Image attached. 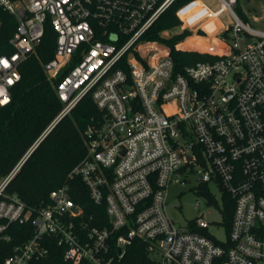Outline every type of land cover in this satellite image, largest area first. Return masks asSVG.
Listing matches in <instances>:
<instances>
[{"label":"built area","instance_id":"1","mask_svg":"<svg viewBox=\"0 0 264 264\" xmlns=\"http://www.w3.org/2000/svg\"><path fill=\"white\" fill-rule=\"evenodd\" d=\"M175 1L0 0L18 20L8 41L14 52L0 54V106L10 103L18 66L49 21L57 40L44 69L55 79L71 65L55 84L63 104L56 119L87 94L104 113L100 126L86 129L87 153L68 179L80 180L108 217L106 225L93 224L67 183L38 207L9 192L32 146L0 179V264H40L53 252L66 264H264V30L236 12L238 0H215L221 10L207 3L195 9L201 0H190L177 11L178 25L147 38ZM185 32L175 48L213 60L177 69L164 39ZM191 37H213L223 51L185 46ZM247 38L252 43L242 46ZM190 173L212 202V183L223 202L232 199L224 240L203 213L184 226L170 217L169 188Z\"/></svg>","mask_w":264,"mask_h":264},{"label":"trees","instance_id":"2","mask_svg":"<svg viewBox=\"0 0 264 264\" xmlns=\"http://www.w3.org/2000/svg\"><path fill=\"white\" fill-rule=\"evenodd\" d=\"M188 1L190 0L175 1L152 25L146 37L160 39L161 30L178 25L180 20L176 16V9ZM203 5H206V0L196 2L192 7L196 9ZM207 5L209 6L208 3ZM192 9H185L184 13H191ZM239 11L240 16L245 18L244 12ZM17 25V18L0 6V54L14 52V47L8 41L15 33ZM187 34L188 32H185L164 39L172 48L177 69L198 61L213 60L209 54L176 49L175 44ZM56 40L57 34L47 21L44 36L35 47V52L18 66L21 78L11 89L10 103L0 106V179L14 168L41 135L50 128L12 177L8 191L17 194L29 205L38 207L49 200L53 189L67 183L70 185L72 197L83 205L86 215L95 216L93 224L103 226L108 223L106 206L94 204L84 184L80 180H69L68 174L87 153L86 129L91 125L100 126L104 113L91 95L87 94L70 113L62 116L51 126L63 107L56 93L55 84L71 66L66 67L55 79L46 73L44 64L53 58ZM185 46L201 50L217 48L218 51H223L213 37L207 39L191 37L186 40ZM208 198L209 202L213 201L209 195ZM224 205V221L227 227H230L232 199L227 198ZM134 251L136 254L133 255L136 258L140 259L145 255L141 248ZM40 264L66 263L60 258V253L53 252L50 258L41 261ZM130 264L144 263H137L133 259Z\"/></svg>","mask_w":264,"mask_h":264},{"label":"rangeland","instance_id":"3","mask_svg":"<svg viewBox=\"0 0 264 264\" xmlns=\"http://www.w3.org/2000/svg\"><path fill=\"white\" fill-rule=\"evenodd\" d=\"M206 3L213 9L221 10L215 0H206ZM182 6L176 9V16L177 11L179 15V9ZM234 9L239 15V10L244 12L246 17L243 20L251 27L264 30V0H238ZM221 18L225 23H229V17L226 12L221 13ZM201 34H205V32L202 31ZM252 41V38H247L241 41V45L246 46ZM210 187L212 194L217 199L215 202H209L208 197L199 190V180L196 174H188L185 184L177 183L170 186L167 196V210L170 217L181 226L186 225L190 220L198 218L200 213H203L201 216L202 220L212 222L209 231L215 234L218 239L224 240L226 238V224H222L220 228H216L213 224V222L224 220L225 205L222 200V191L214 183L210 184Z\"/></svg>","mask_w":264,"mask_h":264},{"label":"water","instance_id":"4","mask_svg":"<svg viewBox=\"0 0 264 264\" xmlns=\"http://www.w3.org/2000/svg\"><path fill=\"white\" fill-rule=\"evenodd\" d=\"M57 121H58V119H56L55 122H57ZM55 122L53 123V125L55 124ZM53 125H52V126H53ZM47 132H48V131L45 132V134L42 136V138L47 134ZM39 141H40V140H39ZM39 141H38V142H39ZM38 142H37L36 144L33 145V147H32L31 150H33V148L38 144Z\"/></svg>","mask_w":264,"mask_h":264}]
</instances>
